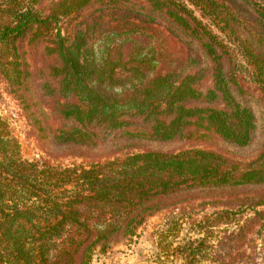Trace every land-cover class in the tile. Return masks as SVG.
<instances>
[{"label": "trees", "instance_id": "obj_1", "mask_svg": "<svg viewBox=\"0 0 264 264\" xmlns=\"http://www.w3.org/2000/svg\"><path fill=\"white\" fill-rule=\"evenodd\" d=\"M0 80L52 147L23 158L0 112V264H90L162 210L223 199L201 222L235 225L233 257L213 262L244 264L264 229V0H0ZM210 139L252 156L174 147ZM206 239L166 255L202 261Z\"/></svg>", "mask_w": 264, "mask_h": 264}, {"label": "rangeland", "instance_id": "obj_2", "mask_svg": "<svg viewBox=\"0 0 264 264\" xmlns=\"http://www.w3.org/2000/svg\"><path fill=\"white\" fill-rule=\"evenodd\" d=\"M47 3L49 0H43ZM198 14V13H197ZM253 89V85L251 86ZM16 100L6 91L4 82L0 80V112L10 121L13 134L20 145L21 156L25 159H39L46 157L51 146L44 145L36 133V128L20 112ZM48 111V108H46ZM48 118H50L48 116ZM51 121V118H50ZM52 122L60 123L54 119ZM189 145L211 147L219 149L238 161L249 160L252 153L249 150L237 151L233 148L225 147L214 139L205 142H190L186 144H175V148L187 147ZM92 153L99 156L102 153L98 150ZM63 163L89 162L91 157L61 156ZM236 205L227 199H223L217 204H202L201 200H193L180 204L175 208L162 210L146 219L137 233L128 241H120L112 244L106 251L97 250L93 255L90 264H185L180 254L166 255L173 248L183 245L186 242L194 241L196 238L207 236L204 241L203 253L206 255L202 261L193 264H215L214 259H219L227 263L233 255L228 253V244L223 237L230 230L235 228L233 224H221L220 226L202 227L201 220L205 214H212L216 210L233 208ZM182 217V218H181ZM172 228L166 239H163L159 232L166 228ZM223 237V238H222ZM251 240L245 245L246 254L241 261L244 264H264V229L260 234L253 233ZM220 241H222L220 243ZM170 245L169 250L164 245ZM194 246L197 242L194 241ZM240 259V258H236ZM198 260H201L198 258Z\"/></svg>", "mask_w": 264, "mask_h": 264}]
</instances>
